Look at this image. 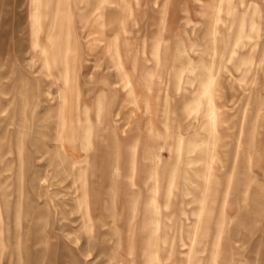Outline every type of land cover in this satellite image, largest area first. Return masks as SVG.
I'll return each instance as SVG.
<instances>
[{"label": "rangeland", "instance_id": "374dc122", "mask_svg": "<svg viewBox=\"0 0 264 264\" xmlns=\"http://www.w3.org/2000/svg\"><path fill=\"white\" fill-rule=\"evenodd\" d=\"M0 264H264V0H0Z\"/></svg>", "mask_w": 264, "mask_h": 264}]
</instances>
